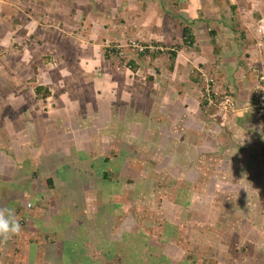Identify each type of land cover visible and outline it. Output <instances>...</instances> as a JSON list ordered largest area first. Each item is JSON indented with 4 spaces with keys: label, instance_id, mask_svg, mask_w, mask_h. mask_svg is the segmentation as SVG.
<instances>
[{
    "label": "rangeland",
    "instance_id": "rangeland-1",
    "mask_svg": "<svg viewBox=\"0 0 264 264\" xmlns=\"http://www.w3.org/2000/svg\"><path fill=\"white\" fill-rule=\"evenodd\" d=\"M142 3L144 0H0V30L8 34L0 36V149L4 159L28 160L26 168L45 178L38 171L40 162L56 150L73 155L74 148L87 149L80 151L86 160L130 152L134 156L124 159L113 175L119 194L110 200L122 204L118 215L111 216L107 224L101 219L106 198L97 186L84 190L74 202L82 204V212L78 211L88 215L96 230H104L109 243L119 242L125 232L141 230L148 236V244L167 257L168 264H264V136L259 152L256 143L249 140L244 144L250 145L244 146L238 136L224 157H216L224 160L223 165L219 159L202 169L208 176L219 169L222 176L217 181L202 183V178L193 182L194 173L178 174V169L166 167V159L159 152L155 155L151 147L161 144L157 142L161 133L156 125L161 114L157 93L164 87L154 90L149 83L152 75L159 78L161 74L156 67L167 76L172 63L168 53L180 44L186 46L177 38L161 42L148 37L150 25L136 22L144 15ZM146 47L148 53L139 57ZM19 59L28 63L18 64ZM135 61L137 68L130 66ZM192 75L201 77L196 72ZM116 83L131 84L117 88ZM40 84L51 89L45 99L43 92L39 96L34 92ZM108 84L113 86L105 90ZM100 87L105 92L98 93ZM56 93L64 94L65 102L57 101ZM107 96L110 100L121 96V100L116 104ZM145 114L151 117L148 122ZM145 125L154 126L146 137ZM42 170L46 171L43 163ZM31 175H27L28 186L33 184ZM4 180L0 175V196L5 194L1 189ZM186 200L189 204L184 206ZM51 203L52 213L59 214L61 205ZM164 235H168L167 241L162 240ZM46 242L58 241H45L38 230L29 233L21 248L24 262L46 264ZM24 245L35 246V254ZM101 245L97 249L83 240L74 264L84 258L93 264H116L117 259H125L118 246V258L107 261L102 249L108 244ZM36 259L40 263H33Z\"/></svg>",
    "mask_w": 264,
    "mask_h": 264
},
{
    "label": "crops",
    "instance_id": "crops-1",
    "mask_svg": "<svg viewBox=\"0 0 264 264\" xmlns=\"http://www.w3.org/2000/svg\"><path fill=\"white\" fill-rule=\"evenodd\" d=\"M143 4L146 7L144 15L140 16L144 19L137 18L136 22L150 25L149 29L152 30L151 36L148 37L155 41L160 39L161 42L173 41L174 38L182 41L183 28L187 26L194 38L191 47H183L177 43L180 44L177 47L181 48L174 50L176 56L171 60V66H168L167 76L160 67H156V72L161 73L158 75L160 79L156 77V74L152 75L156 77H153L152 83H149L152 89L155 90L159 86L164 89L157 93V96L161 97L159 100L161 114L156 119V125H160L161 133L158 134L160 140L157 142L160 141L161 144L157 148L155 141L156 145L151 147L155 155L159 152L160 156L166 159V167L178 169L176 171L178 174L194 173L193 182L200 181L202 178L204 179L202 183L211 182V179L222 176L219 175V169L216 168L211 172L212 175L209 173V176L202 169L214 164V160L219 162L221 158L216 159V157H224L227 148H232V142L238 141V136L241 138L240 144L249 146L250 143L245 145L244 142L251 140L253 144L256 143L258 152L261 150L264 121L248 111L246 105L256 75L264 70V35L256 34L259 22L264 20V0H144ZM211 31L213 34H210ZM3 34L8 36L6 31L1 29L0 36ZM26 62L27 60H18V64L24 65ZM130 65H134L135 68L138 66L136 61L130 62ZM195 72L200 73L201 77H194L192 73ZM204 72L210 74L206 76ZM207 80L212 82L206 84H209L215 92H224L232 96L239 105V111L224 113L214 107H205L201 95L205 84L203 82ZM74 83L80 82L74 81ZM130 84L116 83V86L121 88L123 85L130 86ZM38 86L43 87L41 84ZM105 86H108L105 90H109V86L113 85ZM102 92H105L104 89H98V93ZM63 95L57 94L56 100L65 102ZM107 98L110 100V96ZM117 99L121 100V96L116 97V100L114 97V100L110 101H116L115 103L118 104ZM101 116L105 118L103 114ZM51 118L53 117H49L50 121L56 120ZM147 118H151L149 114H145V122L149 121ZM53 126H56L55 123ZM145 126H147L146 137L154 126ZM175 132L177 134H174ZM71 151L76 154H65L60 150L49 153V161L44 159V162H40L38 171L46 175L45 178H40L35 175L36 172L33 171L35 169L26 168V173L23 168L21 170V165L24 167L26 163L29 167L30 161L24 159V161H13L12 159L10 162L9 159H4V150L0 149V175L3 174L6 179L2 183L3 186L1 185L5 194L0 196V208H12L22 226V232L19 235L0 242V264H26L28 261L25 263L22 256L25 251H21V248L28 234L38 230L35 221L51 220L55 215L60 216L62 204L66 207L72 205L75 200L81 198L79 192L85 194L84 190L89 189L88 184H83L80 190H77L81 181L76 173V169L80 168L84 160L80 157V151L88 152L89 150L74 148ZM66 158L72 160L66 161ZM220 161H222L221 165L225 163L223 159ZM42 163L46 171L42 170ZM29 173L34 178H32L33 184L28 186ZM46 178H51L57 191L64 190V198L63 195L57 197L47 190L43 184ZM26 193L29 195L27 200ZM52 200L61 205L59 214L52 213L55 211V208H52ZM82 200H84L83 195ZM28 204L30 206L27 208ZM34 205L39 207H33ZM47 205L49 206L46 211L44 207ZM68 209L73 214V209ZM54 218L56 221L58 217ZM54 244L53 246L57 247ZM25 247L28 252L31 250L29 246L24 245L23 248ZM37 253L35 258L38 257ZM55 253L56 250H54ZM45 257L43 255V262L50 264ZM32 261L40 263L37 259Z\"/></svg>",
    "mask_w": 264,
    "mask_h": 264
},
{
    "label": "trees",
    "instance_id": "trees-1",
    "mask_svg": "<svg viewBox=\"0 0 264 264\" xmlns=\"http://www.w3.org/2000/svg\"><path fill=\"white\" fill-rule=\"evenodd\" d=\"M210 34H213V32L211 31ZM182 37L183 44L186 47H191L194 43V38L187 26L183 28ZM179 48L181 47H176L174 50H178ZM174 50L168 53L170 60H173L176 56V52ZM147 53L146 47L144 52L138 53V56L142 58L145 57ZM130 66L133 67L134 65ZM34 92L37 96L43 92V99L49 95L48 91L41 86H37L34 89ZM133 156L134 155L132 153L127 151L120 152L118 156H101L94 160H86V157L84 156V160L82 161L80 168L76 169V173L81 181L79 183V189L77 190H80V187L81 185L83 186V184H88L90 189L97 186L98 190L102 192L103 197L107 199L102 198L105 202L101 206V210L104 213V218L101 217V219H105L106 224L109 220H111L110 217H113L114 214L118 215L120 213L119 210L122 208V204H117L114 200H110L119 194V188L117 187L119 183L114 180L113 175H116V172L119 171V166L124 159ZM69 160L72 159L66 158V161ZM24 165V167L21 165V170L23 168V171L26 173L25 168L28 166L26 164ZM43 184L46 186L47 190L53 192L55 196L60 197L63 195L64 198V190L57 191L51 178H46ZM78 194L81 195L82 193L79 192ZM187 204H189L188 200L183 202L184 206ZM62 207L63 209L61 215L58 216L56 221L54 220V217H52L51 220L47 219L35 221V226L45 241L48 240V238H54L58 241L54 242L55 244L53 243L54 245H57V247L53 246L50 242H46L44 245L43 255L46 256L45 259L48 263L74 264L77 259L78 249L84 240L86 242H91L93 247H96L97 249L102 248L101 244L103 242L108 244L105 247L103 246L102 249V255L107 261L112 260L115 257L118 258L115 247L119 246L120 251H123L124 253L125 259L123 261H119L117 259L116 264H168L167 257L160 253L158 249L148 244V236L141 230L137 233L125 232L119 242L109 243L108 239L104 238V230H96L95 225H93V221L89 219L85 213H80L83 210L82 204L73 203L72 205H68V207H66L65 204H62ZM68 208L73 209V214ZM66 209L69 211L68 213ZM79 209H81L80 212L78 211ZM167 239L168 235H164L162 237L163 241H167ZM35 250V246H32V255L35 254ZM54 250H56L55 254ZM58 252L60 255L57 257ZM81 263L93 264L91 260L86 258H84L83 262H80L79 264Z\"/></svg>",
    "mask_w": 264,
    "mask_h": 264
},
{
    "label": "built area",
    "instance_id": "built-area-1",
    "mask_svg": "<svg viewBox=\"0 0 264 264\" xmlns=\"http://www.w3.org/2000/svg\"><path fill=\"white\" fill-rule=\"evenodd\" d=\"M141 50L142 49H140V51ZM121 54L122 53H118V55ZM201 98L205 107H214L224 113H233L240 109L237 101L232 96L224 92H215L209 84H205L203 87ZM246 109L256 114L264 121V71L259 72L254 79Z\"/></svg>",
    "mask_w": 264,
    "mask_h": 264
},
{
    "label": "clouds",
    "instance_id": "clouds-1",
    "mask_svg": "<svg viewBox=\"0 0 264 264\" xmlns=\"http://www.w3.org/2000/svg\"><path fill=\"white\" fill-rule=\"evenodd\" d=\"M256 34L264 35V20L259 22ZM21 232L22 226L15 211L10 207L0 208V242L7 241Z\"/></svg>",
    "mask_w": 264,
    "mask_h": 264
}]
</instances>
